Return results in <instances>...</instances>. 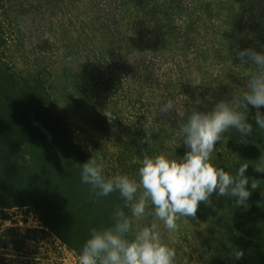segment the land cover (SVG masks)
Segmentation results:
<instances>
[{
  "label": "rangeland",
  "instance_id": "1",
  "mask_svg": "<svg viewBox=\"0 0 264 264\" xmlns=\"http://www.w3.org/2000/svg\"><path fill=\"white\" fill-rule=\"evenodd\" d=\"M249 48L264 51V0H0V264H79L90 228L76 231L75 222L108 227L105 209L123 206L118 193L90 192L79 165L100 155L106 174L135 176L132 161L145 153L182 157L178 132L188 109L207 111L245 91L254 68L236 53ZM25 86L59 127L45 132L30 122ZM169 99L175 110L160 113ZM256 111L249 106L248 140L218 141L213 153V162L235 169L249 163L245 175L258 182L253 218L231 235L214 192L195 219L180 217L177 232H164L176 264H264V216L254 204L264 200V172L254 167L264 157V130ZM15 159L50 184L53 199L19 193L26 185ZM84 204L92 211L60 214ZM233 249L243 251L239 260Z\"/></svg>",
  "mask_w": 264,
  "mask_h": 264
},
{
  "label": "clouds",
  "instance_id": "2",
  "mask_svg": "<svg viewBox=\"0 0 264 264\" xmlns=\"http://www.w3.org/2000/svg\"><path fill=\"white\" fill-rule=\"evenodd\" d=\"M236 56L254 68L245 91L207 111L188 109L178 132L187 148L182 157L145 153L132 161L138 165L135 176L106 174L100 155L79 165L80 182L96 197L118 193L123 200V206H116L112 212L111 226L90 227L79 264H176V250L165 242L164 232H177L180 217L195 219L198 205L208 203L214 192L233 199L234 206H248L251 190L258 186L256 180L245 175L249 163H240L229 172L213 162L216 143L225 133L232 130L244 137L252 133V125L247 122L249 106L256 108L255 123L264 130V114L260 112L264 107V51L243 49ZM173 110L170 99L159 106L162 114ZM254 167L264 172V157ZM233 255L239 260L243 251L233 249Z\"/></svg>",
  "mask_w": 264,
  "mask_h": 264
},
{
  "label": "trees",
  "instance_id": "3",
  "mask_svg": "<svg viewBox=\"0 0 264 264\" xmlns=\"http://www.w3.org/2000/svg\"><path fill=\"white\" fill-rule=\"evenodd\" d=\"M128 1L131 2L132 0H128ZM25 89L28 90L27 102L31 106L30 108H32L30 111L31 115H30V117H28L30 122L34 123L36 121H39L41 127H43V126L46 127V128L42 129L45 132L47 130L50 132L52 128L59 127L60 124L58 122L54 121V119L52 118V115L50 113H48V112L43 113L42 108H39L40 104H39V101H38L37 96L35 95L33 89L28 88L27 86H25ZM3 106H4V102L1 101V97H0V108ZM194 107L199 108L200 105L194 106ZM4 116L5 117L8 116V113H6ZM59 131H62V130H60V128H59ZM241 138H242V136L239 133H236V132H233L232 130H230L229 132L224 134L221 141H223L224 139H226V140L227 139H240L241 140ZM245 138L248 140L247 136ZM251 145H250V147H251ZM257 153L259 154L258 151H257ZM257 153H255V155H257ZM260 153L263 155L262 150ZM129 156L133 157V155H129ZM15 160L18 161V164L13 165L14 174H15V176H17L16 172L20 173V178H22L23 184L26 185V188L20 189L19 193H21L25 198H28V200H33L34 198H37V197H41L39 200H41L43 197L48 198L50 196V194L52 193V196L50 199H53L54 193H53V188L50 186V184L47 181H40L39 180L40 181L39 182L37 180L36 175L33 174L29 169H26L25 164H24V170H23V168L20 167L21 162H19L18 159H15ZM216 163L224 166L225 170L228 169V170H232L233 172L235 171V168H233L232 166H228V165H226V164H224L218 160L216 161ZM79 164H80V162H79ZM48 190H50V192ZM222 198L224 200V205L221 203H218V206H222V207L220 208L219 212L216 209L215 213H217V216L220 220V214L223 211L224 215H223L221 220L223 223L230 225V228L228 230H230V234L232 235V233L240 231V229L242 228L243 219H246L249 217L251 219L253 218V214L251 212H253L254 210L251 209V206H250V204L253 202H251L252 200L249 202V199H248V201H247L248 206L245 208L244 206H234V200L233 199H229L226 196L222 197ZM254 204L256 205V208L259 211V214L264 216V200H263V198L258 196V199L256 201H254ZM108 207H110V206H108ZM112 210H113V207H110L109 209L108 208L105 209V211L109 214H112V212H113ZM88 211H92V208L89 207L88 204H84L80 208L75 207V208H71V209L62 210L60 214L61 215H69L70 213H72L71 215L76 217V216H79L80 214H85ZM89 220H97V219L94 218V219H89ZM262 222H264V220ZM75 224H76L75 229H76V231H79V232H87L85 228H90V227L95 226L93 223H90L87 227L85 226V224L79 226L78 221L75 222ZM109 224L111 226L112 220L110 221ZM244 237H245V245L247 247H251V242H250L248 236H244ZM69 242H71V241H69Z\"/></svg>",
  "mask_w": 264,
  "mask_h": 264
}]
</instances>
